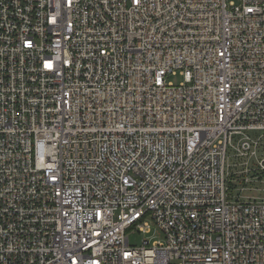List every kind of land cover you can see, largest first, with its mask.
<instances>
[{"label":"built area","instance_id":"obj_1","mask_svg":"<svg viewBox=\"0 0 264 264\" xmlns=\"http://www.w3.org/2000/svg\"><path fill=\"white\" fill-rule=\"evenodd\" d=\"M239 172L264 190V0H0V264H264Z\"/></svg>","mask_w":264,"mask_h":264},{"label":"rangeland","instance_id":"obj_2","mask_svg":"<svg viewBox=\"0 0 264 264\" xmlns=\"http://www.w3.org/2000/svg\"><path fill=\"white\" fill-rule=\"evenodd\" d=\"M230 2H239V0H227ZM169 80L174 82L175 84H179L183 77L180 74L172 75L169 77ZM251 134L254 136L258 135L259 131H251ZM229 154H232V150H229ZM234 160V159H233ZM235 161V160H234ZM242 170V166L239 167V171ZM240 178L235 180V192L241 194L243 197H253V198H262L264 197V190L263 185L258 181H252L247 182L246 180L244 182H241V179L243 178L241 175V172H239ZM150 229L151 231L149 233H139L137 230L130 233V241L132 244L140 245L143 241V239L151 238L153 239H163L164 236L162 232L160 231L159 227L150 219Z\"/></svg>","mask_w":264,"mask_h":264}]
</instances>
